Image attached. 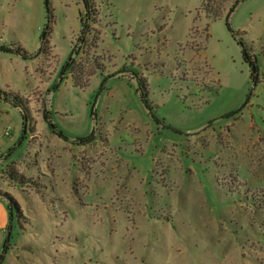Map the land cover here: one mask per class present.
Returning a JSON list of instances; mask_svg holds the SVG:
<instances>
[{"label":"rangeland","instance_id":"1","mask_svg":"<svg viewBox=\"0 0 264 264\" xmlns=\"http://www.w3.org/2000/svg\"><path fill=\"white\" fill-rule=\"evenodd\" d=\"M94 1L0 0V264H264V0Z\"/></svg>","mask_w":264,"mask_h":264},{"label":"trees","instance_id":"2","mask_svg":"<svg viewBox=\"0 0 264 264\" xmlns=\"http://www.w3.org/2000/svg\"><path fill=\"white\" fill-rule=\"evenodd\" d=\"M81 1H82L83 5H84L85 11H86V15L88 17L85 20L82 19V18L80 19L82 30H83L84 28H86V27H88L90 25L91 17H92L93 14L97 13V8L95 6V1L94 0H81ZM235 4H236V2H235ZM218 5H221V4L218 3ZM46 9H47V11L49 13L48 0H47V8ZM220 15H221V13L219 11H216L214 13V18L215 19H219ZM92 18H93L92 20L95 19L94 17H92ZM45 35H46V33L43 32L42 39L45 38L44 37ZM233 35L238 39V42L241 45V52H242L243 59H244V61L246 63H248L249 68L253 72V75H254L253 78L255 79L256 75L258 74L257 73V70H258L257 69L258 68L257 60L255 58H252L253 56L251 57V54L249 52V48H248L247 44L244 42L242 37H239L238 32H233ZM1 50L7 51V52H11V53H16V54L22 56L25 59L35 58L41 51V50H39L36 53H30V52H28L26 49H24L20 45H16L15 48H10L8 46H2ZM73 82H74L75 85H78L80 87H84L83 86L84 85L83 82L82 81H78L75 76H73ZM138 89L141 90V94H142L141 97L143 98V102L148 106L149 104L147 103V92L146 93L142 92L141 86L138 87ZM0 97L3 98L6 101L9 100L12 103L13 106L20 107L21 108V112H22L23 120L24 121L28 120L26 107H25L24 103L22 102V100L19 98V96L15 95V94H12L10 92H7V91L3 90L0 87ZM44 118L46 120L48 119L46 114H44ZM11 177H13V176H11ZM13 178H15V177H13ZM16 179L20 183H24L25 182L24 181L25 180V176L23 174H21V173L17 174V178ZM0 196L8 200L9 205L11 206V208L14 206L16 209H19V204L17 203L16 199L9 192L2 190V191H0ZM1 258H3V255H1Z\"/></svg>","mask_w":264,"mask_h":264},{"label":"crops","instance_id":"3","mask_svg":"<svg viewBox=\"0 0 264 264\" xmlns=\"http://www.w3.org/2000/svg\"><path fill=\"white\" fill-rule=\"evenodd\" d=\"M7 137L8 136L4 135V131H3V134L0 135V156L1 157L3 156L5 151L8 150V148L12 146V143H13Z\"/></svg>","mask_w":264,"mask_h":264},{"label":"water","instance_id":"4","mask_svg":"<svg viewBox=\"0 0 264 264\" xmlns=\"http://www.w3.org/2000/svg\"><path fill=\"white\" fill-rule=\"evenodd\" d=\"M45 7L47 8V0H45ZM46 10H47V9H46ZM231 11H232V9H231ZM47 12H48V11H47ZM48 20H49V17H48ZM256 76H257V75H256ZM253 80H255V79H253ZM255 85H256V82L253 81L252 84H251V87H250V89H249L248 97L251 95V93H252V91H253ZM24 132H26V122H25V124H24Z\"/></svg>","mask_w":264,"mask_h":264},{"label":"built area","instance_id":"5","mask_svg":"<svg viewBox=\"0 0 264 264\" xmlns=\"http://www.w3.org/2000/svg\"><path fill=\"white\" fill-rule=\"evenodd\" d=\"M5 134H9V129L5 130Z\"/></svg>","mask_w":264,"mask_h":264}]
</instances>
